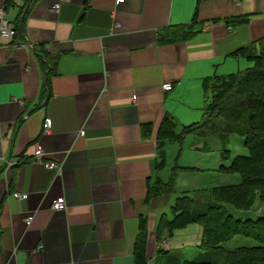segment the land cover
<instances>
[{
  "label": "crops",
  "instance_id": "obj_1",
  "mask_svg": "<svg viewBox=\"0 0 264 264\" xmlns=\"http://www.w3.org/2000/svg\"><path fill=\"white\" fill-rule=\"evenodd\" d=\"M59 1L0 0L18 28L0 21V264H135L143 220L157 264L163 122L204 116L205 78L250 66L237 52L264 38V0ZM178 25L197 33L164 42Z\"/></svg>",
  "mask_w": 264,
  "mask_h": 264
},
{
  "label": "trees",
  "instance_id": "obj_2",
  "mask_svg": "<svg viewBox=\"0 0 264 264\" xmlns=\"http://www.w3.org/2000/svg\"><path fill=\"white\" fill-rule=\"evenodd\" d=\"M235 20L240 24L247 18ZM196 33L190 25L172 26L164 32L163 41H184ZM237 55L246 56L254 64L238 72L205 78L207 100L201 121L180 125L173 116L166 117L159 136V164L166 165L169 142L183 144L191 134L205 138L219 135L222 156L228 159L231 157L228 144L232 135L239 134L246 137L250 154L236 157L230 165L222 164L221 170L240 174L242 181L199 188L194 195L186 192L178 196L172 205L174 217L165 213L159 221L158 240L161 243L173 237L177 229L200 223L202 251L197 257L186 259L173 249L160 248L157 264H264V213L258 218L239 219L229 208L231 205L249 210L260 190L264 201V38ZM205 149H210L209 143ZM186 168L177 165L169 180L158 176L154 194H174L180 171ZM148 233L147 220H143L135 264H149ZM239 235L254 238L259 244L227 248L225 243Z\"/></svg>",
  "mask_w": 264,
  "mask_h": 264
},
{
  "label": "rangeland",
  "instance_id": "obj_3",
  "mask_svg": "<svg viewBox=\"0 0 264 264\" xmlns=\"http://www.w3.org/2000/svg\"><path fill=\"white\" fill-rule=\"evenodd\" d=\"M253 64V61L250 62V66ZM240 68L245 69L247 67ZM238 71L239 68L234 72ZM197 116L199 117L187 124L199 122L203 119L202 112L197 114ZM206 142L209 143L210 149L205 150ZM221 143L222 138L217 134H213L208 138L191 134L186 138L183 145L175 141H171L166 145L168 165L163 172L165 178L169 180L177 165L187 167L180 171L177 191L172 194L174 198L173 203L176 202L178 196L186 192L194 195L197 191L196 189L199 188H209L219 184L239 183L242 181L240 174H228L221 170V165H230L236 157L250 154V149L246 145V137L239 134L232 135L231 141L228 144L231 150V157L228 159H224L222 156V151L220 150ZM261 194L262 191L260 190L257 194L256 203L249 210H243L229 205L231 213L239 219L258 218L264 213V201ZM169 214L170 217H174L172 208ZM201 232L202 225L200 223H192L186 227L177 229L172 239L182 242V246L173 248V251L186 259L195 258L202 251L200 243H196ZM257 244L259 242L256 239L244 235L236 236L225 243L229 249H236L241 246H254Z\"/></svg>",
  "mask_w": 264,
  "mask_h": 264
},
{
  "label": "built area",
  "instance_id": "obj_4",
  "mask_svg": "<svg viewBox=\"0 0 264 264\" xmlns=\"http://www.w3.org/2000/svg\"><path fill=\"white\" fill-rule=\"evenodd\" d=\"M67 1H71V0H60L59 2L54 4L53 9L55 11H59L62 7V4L64 2H67ZM125 1L126 0H117L118 4L125 2ZM0 21H1V36L3 38H14L18 33L17 25L7 17L6 11L3 7H0ZM164 87L166 90H172L174 88V85H173V83L170 82V83H165ZM52 123H53L52 118H47L46 123H45V128L47 131H49L51 129ZM36 154L38 157V161L44 162L48 167H51V168H55V167L59 168L60 167L59 163H57V162L44 160L45 151L41 145L38 146ZM14 195L18 198H21V199H25V198L29 197L28 193H22L19 191H16L14 193ZM67 206H68L67 198L64 195H62V196H60L54 200L53 209H55V210H66ZM33 220H34V215H30L26 219L28 224H31ZM2 231H3V227H2V224L0 222V233ZM159 248L170 250L172 248V244L170 242V239L165 238L160 243Z\"/></svg>",
  "mask_w": 264,
  "mask_h": 264
}]
</instances>
